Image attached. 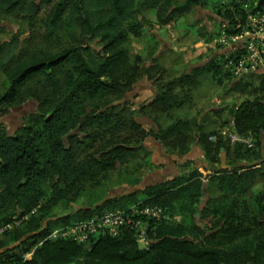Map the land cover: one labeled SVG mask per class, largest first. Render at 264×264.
Instances as JSON below:
<instances>
[{
    "label": "trees",
    "instance_id": "obj_1",
    "mask_svg": "<svg viewBox=\"0 0 264 264\" xmlns=\"http://www.w3.org/2000/svg\"><path fill=\"white\" fill-rule=\"evenodd\" d=\"M139 2L163 24L211 3L221 22L220 29L208 36L198 31L207 41L223 25L231 34L239 32L238 24L250 11L264 8V0H0L2 12H26L30 34L37 33L48 44L59 41L70 25L81 37L78 45L57 52L32 50L15 63L8 61L21 48L19 34L0 44L4 78L0 117L25 102L31 84L43 90L36 97L40 104L36 116L14 134L0 128V224L29 216L20 227L0 236V264H264V193L253 188L257 177H264V74L245 76L258 77L257 84L236 79L225 59L216 56L188 74L164 81L151 103L158 113L191 107L198 77L210 73L217 84L230 85L229 93L251 96L234 106L230 122L238 134L256 138L255 148L241 143L231 148L222 135L212 140L216 132L208 133L199 125L195 136L190 135L192 123L187 119L162 127L154 117L156 129L146 131L134 117L142 108L130 111L129 119L127 108L105 107L109 98L124 95L136 79L125 68L130 63L127 44L145 32L138 18ZM149 136L180 156L196 141L206 170H217L225 153L232 158L231 166L206 176L207 184L199 169H192L142 188L143 198L139 193L107 198L68 221L90 220L103 215L104 209L130 213L131 207L160 208L159 219L141 216L149 240L144 248L138 232L126 226L117 235L108 230L92 233L84 242L50 238L55 229L50 219L57 206L77 202L87 185L104 186L114 171L140 153L145 166L151 164L144 144ZM250 160L256 163L251 166ZM127 178L133 185L140 179L130 174ZM248 190L253 199L246 198Z\"/></svg>",
    "mask_w": 264,
    "mask_h": 264
},
{
    "label": "rangeland",
    "instance_id": "obj_2",
    "mask_svg": "<svg viewBox=\"0 0 264 264\" xmlns=\"http://www.w3.org/2000/svg\"><path fill=\"white\" fill-rule=\"evenodd\" d=\"M140 2L137 4L138 18L143 22L145 32L139 38L132 37L127 44L130 51V63L125 68L126 74L133 73L136 75V79L124 95L109 98V103L106 102L105 107L118 106L117 110L125 107L128 109L127 117L129 119L131 117L130 111L142 108L141 114H135L134 117L146 131L156 129L153 123L154 117L157 118L162 127L173 124L177 119H187L192 123V133H189L190 135L198 132L199 125L208 133L216 132L217 134L213 133L211 137L212 140L217 141L219 138L216 140L215 136L220 137L219 134L223 128L232 124L230 120L232 119L231 111L234 106L251 96L236 92L229 93L230 85L217 84L212 78V74L207 73L198 77L199 86L192 90L193 104L191 107L158 113L152 111L151 103L157 95L158 86L164 81H170L183 74H188L216 56L220 60L225 59L224 50L206 48L203 46V40L206 39L198 34L201 31L208 36L210 33L218 31L221 19L215 13L213 5L209 3L203 8L194 9L178 21L173 20L168 24H163L154 12L143 9ZM144 18L148 21H144ZM64 30L59 41L48 44L43 39L41 40L37 33L30 34L26 12L5 13L0 11V44L10 41L15 34L20 36L21 48L8 61L10 63L17 62L32 50L57 52L70 45L80 43L81 37L76 27L73 28L70 25L65 27ZM257 78L244 77L243 79L253 80L257 84ZM3 79L0 73V85ZM42 91L40 85L31 84V88H28L25 92V102L5 116L0 117V128L5 132L14 134L21 125L36 116L40 106L36 97L41 96ZM149 113L151 114L150 117L147 115ZM129 119L127 120L130 121ZM123 133L128 136L129 130L125 128ZM222 137H224L228 146L233 148L235 143L230 142L225 136ZM144 144L149 153L150 165L145 166L144 155L140 153L139 158L129 161L123 168L114 171L111 181L104 183V186L93 188L92 185H87V190L79 197L77 202L62 203L53 210V216L50 219L54 222L52 227L56 229L68 224L77 219L76 214L80 210L87 207L95 209L107 198H117L128 193H139L144 187L155 186L165 179L192 169L198 168L207 184L209 178H206V176L209 177L214 175L216 171L231 166L230 163L232 162V158L226 156L225 153L223 154L222 163L217 165V170H206V158L200 146L194 140L191 141L189 152L184 156L178 155L177 152L164 146L152 136H149ZM248 162L251 166L256 163L251 160ZM255 167H260V165ZM126 174H130L131 177L139 176V183L137 185L130 183ZM253 188L264 193V177H257ZM250 190L245 195L249 200L250 198L253 199L254 196ZM138 197L143 198L144 194L139 193ZM207 199L208 195L204 197L202 205L206 203ZM106 212H108V209L103 210V214ZM62 218L66 219L62 221ZM177 220L180 221L181 218L177 217ZM139 245L144 248L143 243H139Z\"/></svg>",
    "mask_w": 264,
    "mask_h": 264
},
{
    "label": "built area",
    "instance_id": "obj_3",
    "mask_svg": "<svg viewBox=\"0 0 264 264\" xmlns=\"http://www.w3.org/2000/svg\"><path fill=\"white\" fill-rule=\"evenodd\" d=\"M237 30L239 32L231 34L223 25L220 33L211 41L203 40V46L206 48L220 47L224 50L225 67L237 78L264 74V8L250 11L246 21L243 24H238ZM232 127L233 124H230L223 128L220 135L225 136L232 143H241L251 149L256 147V138L251 133L240 135ZM211 139L213 138L211 137ZM129 210L130 213L125 210L108 211L90 220L65 224L54 229L50 238L69 237L84 242L92 233L108 230L111 234L117 235L120 228L126 226L138 232L139 243H143L146 247L149 240L146 235V224L142 217L159 219L162 216V210L157 207L143 209L131 207ZM137 216L142 217L138 218ZM28 217V215L15 216L12 221L0 224V236L15 227H20ZM31 255L32 253H28L26 258H30Z\"/></svg>",
    "mask_w": 264,
    "mask_h": 264
},
{
    "label": "crops",
    "instance_id": "obj_4",
    "mask_svg": "<svg viewBox=\"0 0 264 264\" xmlns=\"http://www.w3.org/2000/svg\"><path fill=\"white\" fill-rule=\"evenodd\" d=\"M166 180V179H165Z\"/></svg>",
    "mask_w": 264,
    "mask_h": 264
}]
</instances>
